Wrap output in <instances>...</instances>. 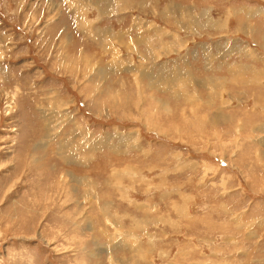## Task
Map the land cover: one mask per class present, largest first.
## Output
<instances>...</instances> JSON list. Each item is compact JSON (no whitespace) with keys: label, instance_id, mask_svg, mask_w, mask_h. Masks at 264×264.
Instances as JSON below:
<instances>
[{"label":"rangeland","instance_id":"obj_1","mask_svg":"<svg viewBox=\"0 0 264 264\" xmlns=\"http://www.w3.org/2000/svg\"><path fill=\"white\" fill-rule=\"evenodd\" d=\"M97 1L0 0V264H264V81L229 68L264 72V13L250 36L230 14L264 0H112L188 41L155 61L80 52L115 20ZM199 44L236 50L209 70Z\"/></svg>","mask_w":264,"mask_h":264},{"label":"crops","instance_id":"obj_2","mask_svg":"<svg viewBox=\"0 0 264 264\" xmlns=\"http://www.w3.org/2000/svg\"><path fill=\"white\" fill-rule=\"evenodd\" d=\"M105 1H107L108 4L113 2L112 0H105ZM240 6L242 7V5H240ZM109 7L111 9H110V11H107ZM115 7H116V5H110V6L107 5L106 6L107 10L104 9V7L103 8L101 7V11L104 10L105 13H108V14H106L107 16H109L110 18L115 19V20H106L105 23H107V24H105L104 26L102 25V27H99V26L97 28L94 27L95 24L93 22H90L88 25L84 24L85 22L83 20V22H82L83 27L79 28L80 29L79 32L82 35L81 36L82 40L84 41L82 44L79 45V46H81L80 47L81 48L80 52H83L84 49L88 50V48L91 46L92 42L95 43V41H98L97 42V46H99V48L103 52H104V49L107 50L111 46H117L119 49L109 48L110 49V51H109L110 54H112L114 52H117V51L121 52V49H122L121 46H124L125 50L127 49L126 50V52H127V60H131L133 58V54H137L138 55L137 61H141V60L144 61L145 58H146L147 61H155V60H157V58H159L160 56H162L164 54L165 55L171 54L172 51H173L172 50L173 46L175 44H178L180 42L179 43L180 46L183 47V45H185L188 42L187 40L186 41L185 40L181 41L182 38L179 39V34H177L178 33L177 31H170V30H168L165 27H161V26L155 24L153 21H148L147 19H145V16H143L141 14H140V16L134 15V19L132 20L133 23H129V25L127 27L124 26V24L121 26V23H122V21L124 19L127 21L126 25L128 23V20L126 19V16H125L124 13L121 14V19L119 18L120 20H118V18L114 14V11H116ZM251 8H252V10H254V12L250 11ZM245 9H244V7L243 8L239 7L238 9L237 8H232V9H230V11H232V13H230V14L239 15L242 19H245V23H240V26H239L240 28L238 27V31L239 32L241 31L243 34H245L247 36H250L251 33L253 34V32H254V29H253L254 20L252 19V17H254V15H256L254 13L256 11H259V12L261 11L260 13L263 14L264 13V9L262 10L260 8L255 9V7L254 8L250 7L249 11L248 12L246 11L247 13L242 12ZM97 10H99V9H97ZM174 10L176 11V13L174 14V17H176V18L178 17L177 19H179L182 22V25L184 27L176 26V24L174 22L169 21L170 19H166V21H169L168 23L172 22V24L177 29H179L178 31H180L182 29L184 31L193 29V28L190 27L191 26L190 24L193 22L192 20H194V18H192V20L189 19L190 13L192 12V10L190 11V9L187 8V7L186 8H183V7L176 8L175 7ZM97 13H99V16H100L101 12L97 11ZM177 13H178V15L176 16ZM102 15H104V14H102ZM110 15H112V16H110ZM164 15H165V18H166L167 15L165 13H164ZM80 16H82V15H80ZM207 18L208 19L211 18L212 20H215V19H213V17H211L210 14L207 16ZM195 20H197L196 22H198L199 24L202 23V22L199 21V19H195ZM207 22L209 23V20H207ZM148 23L150 24L149 28L146 27V25ZM135 27H136V29H135ZM205 27H207L209 29V24H208V26H205ZM191 31H193V30H191ZM143 35L145 37L146 42L144 40V37H142ZM168 35H170L171 38H169V39L164 38L163 39L164 36L167 37ZM105 36H107V37L104 38ZM139 36H141V37H139ZM121 37L123 39H121ZM137 37H138V41L136 39ZM256 42H257V44H259L258 43L259 41H256ZM142 44H145V46L147 45L148 46V47L146 46L147 49L149 48V45H152L151 54L149 55V53H147L148 57H146V56H144L143 54L140 53L139 46L142 45ZM261 44L263 45V48H264V42H261ZM199 45H200V49L199 50L192 51L189 54L192 56V58L195 59L198 56L200 57V53L202 52L201 59H204L206 61L205 65H207V67H211V68H207L209 70L212 69V67L214 66V65H212V64H214L213 62H217L216 59L218 57H221L222 55H223L222 58H224L225 55H227L226 57H229V55H234L233 53H235V50H236V49H234V44L229 47L227 52H222V53H219L220 51H218V50L217 51H213L212 47L210 49H208V48H204V46L202 47V44H199ZM214 45H219V44H217V41H215ZM225 46H227V42L225 43ZM141 48L143 49L142 46H141ZM111 49L114 50V52H112ZM133 50H135V51H133ZM237 51H236L237 54L239 52H240L239 54H242V53L244 54V52H245V50L240 49V48ZM80 52H78V53H80ZM249 54H250V59L252 61H255V55L256 54L254 52H252V51H249ZM188 55L186 54L185 56L188 57ZM214 55H218V57L214 56ZM260 57L262 58V62L264 63V57L262 55ZM118 58H121V54H120V56ZM207 58H210L211 62H210V60H207ZM256 59L259 60V57H256ZM229 68H230V75H231L230 77L234 78L235 80L239 79L241 84H242V86L244 88L247 86V84H250V83L254 84L255 83L254 80H256L257 78H259V80H263L264 81V74H263L264 72H262L260 70H255V67L253 65H241V64H238V66H232L231 65V66H229ZM240 71H241V74H239ZM255 71L257 72V74H256L257 77L252 75ZM248 72L251 74V76H248L249 75ZM186 76L193 77V75L191 73L189 75L185 74V78H186ZM191 93H196V92H191Z\"/></svg>","mask_w":264,"mask_h":264},{"label":"bare ground","instance_id":"obj_3","mask_svg":"<svg viewBox=\"0 0 264 264\" xmlns=\"http://www.w3.org/2000/svg\"><path fill=\"white\" fill-rule=\"evenodd\" d=\"M95 1H96V0H95ZM99 1H101V0H98L97 2H99ZM102 1H104V0H102ZM135 2H136V1H135ZM99 3H100V2H99ZM97 4H98V3H97ZM138 4H139V6L142 8V3H141V2H140V3L138 2ZM103 5H104V4H103ZM109 5H110V4H109ZM95 7H96V6H95ZM93 8H94V7H93ZM98 9H99V8H98ZM99 10H100V9H99ZM162 11L168 13V14L170 15V18H173L174 20L178 18V17H177V18L174 17V14L176 13L175 10H173L172 12H170V11L168 10V8L165 7V9L162 10ZM250 17H251V16H250ZM196 21H197V20L194 19V22H195V23H198V22H196ZM251 24H252V23H251ZM195 26H196V24H195ZM197 26H198V25H197ZM201 26H202V25H201ZM96 28H97V27H96ZM135 29H136V27H135ZM105 31H106V30H105ZM118 31H119V30H118ZM102 33H103V32H102ZM168 33H169V32H168ZM170 33H171V32H170ZM127 34H128V33H127ZM139 34H140V33H139ZM113 35H114V34H113ZM115 35H116V34H115ZM119 35H120V34H119ZM117 36H118V35H117ZM137 36H138V35H137ZM111 37H112V36H111ZM122 37H123V36H122ZM122 37H121V39H123ZM139 37H141V36H139ZM142 37H144V35H143ZM147 38H148V37H147ZM70 39H71V37H70ZM70 39H69V38H66V39H65V41H66L65 43L71 45V40H70ZM90 39H91V38H90ZM97 39H98V38H97ZM136 39H137V41H138V37H137ZM140 39H141V38H140ZM151 39H152V38H151ZM142 40H143V39H142ZM144 40H145V37H144ZM135 41H136V40H135ZM153 41H154V40H153ZM121 42H122V41H121ZM121 42H120V43H121ZM142 42H143V41H142ZM145 42H146V40H145ZM92 43H93V42H92ZM155 43H156V42H155ZM140 44H141V43H140ZM153 44H154V43H153ZM64 46H65V45H64ZM102 46H103V45H102ZM140 46H141V45H140ZM143 46H144V45H143ZM146 46H147V45H146ZM147 47H148V46H147ZM62 48H63V47H62ZM151 48H152V45H149V48H148V49L146 48V49L148 50L147 53H149V55L151 54ZM171 49H172V48H171ZM90 51H91V50H90ZM144 51H145V49H144ZM86 52H87V51H86ZM147 53H146V54H147ZM94 54H95V53H94ZM143 55H144V54H143ZM144 56H145V55H144ZM63 57H64V56H63ZM64 59H65V58H64ZM98 59H99V58H98ZM97 61H98V60H97ZM120 63H122V62H121L120 60H118V59H116V60L113 62V64H120ZM68 64H69V63H68ZM65 65H66V64H65ZM85 65H88V64H85ZM107 65H108V64H107ZM120 65H121V64H120ZM122 65H123V63H122ZM110 66H111V65H110ZM110 66H109V67H110ZM118 66H119V65H118ZM85 67H86V66H85ZM88 67L90 68V65H89ZM97 67H98V66H97ZM104 67H105V66H104ZM110 68H111V67H110ZM127 68H128V67H127ZM136 68H137V67H136ZM98 69H99V68H98ZM128 69L134 71V70H135V67H134V68H131V67H130V68H128ZM96 70H97V69H96ZM96 70H95V71H96ZM101 70H102V69H101ZM107 70L109 71V69H107ZM114 70H115V69H114ZM126 70H127V69H126ZM167 72H168V71H167ZM98 73H99V72H98ZM103 73H104V72H103ZM99 74H100V73H99ZM147 74H148V72H147ZM149 74H151V73H149ZM149 74H148V75H149ZM145 75H146V74L143 73V76H144V77H145ZM157 75H158V74H157ZM157 75H156V76H157ZM146 76H147V75H146ZM150 76H152V74H151ZM167 76H168V75H167ZM102 77H103V76H102ZM147 77H148V76H147ZM100 78H101V77H100ZM150 78H152V77H150ZM156 78H157V77H156ZM154 80H155V79H154ZM99 81H101V80H99ZM151 81H152V80H150V82H151ZM154 83H155V82H154ZM147 84H148V83H147ZM152 84H153V83H152ZM154 85H155V84H154ZM168 91H169V90H168ZM13 99H14V98H13ZM10 101H12V98H10ZM159 101H160V100H159ZM13 102H14V101H13ZM55 102H56V100H55ZM58 102H60V101H58ZM58 102H57V103H58ZM53 103H54V102H53ZM57 103H54V104H57ZM7 106H9V105H7ZM57 106H58V105H57ZM156 107H157V106H156ZM159 108H160V107H159ZM156 117H157V116H156Z\"/></svg>","mask_w":264,"mask_h":264}]
</instances>
